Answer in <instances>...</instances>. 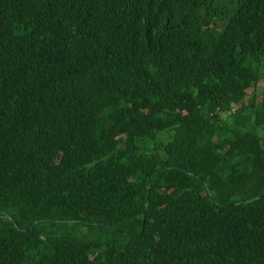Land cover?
<instances>
[{
  "label": "trees",
  "instance_id": "1",
  "mask_svg": "<svg viewBox=\"0 0 264 264\" xmlns=\"http://www.w3.org/2000/svg\"><path fill=\"white\" fill-rule=\"evenodd\" d=\"M262 80L264 0H0V264H264Z\"/></svg>",
  "mask_w": 264,
  "mask_h": 264
},
{
  "label": "rangeland",
  "instance_id": "2",
  "mask_svg": "<svg viewBox=\"0 0 264 264\" xmlns=\"http://www.w3.org/2000/svg\"><path fill=\"white\" fill-rule=\"evenodd\" d=\"M263 89H264V80L260 81V82L257 84V87L255 88V91H254L252 88H250V89H248V90L246 91V92H247L246 100H247V101L250 100L249 98H250L252 92L254 91V92L257 93L256 98H255V101H256V102H259V101L262 99V97H263V95H262V91H263ZM248 99H249V100H248Z\"/></svg>",
  "mask_w": 264,
  "mask_h": 264
}]
</instances>
